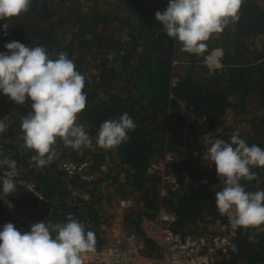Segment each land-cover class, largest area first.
I'll return each mask as SVG.
<instances>
[{"label":"trees","instance_id":"trees-1","mask_svg":"<svg viewBox=\"0 0 264 264\" xmlns=\"http://www.w3.org/2000/svg\"><path fill=\"white\" fill-rule=\"evenodd\" d=\"M168 3L32 0L27 13L0 21V53L7 51L6 43L19 41L44 47L52 58L65 52L73 60L85 76L87 94L77 123L92 139L90 147L73 150L57 138L52 162L37 167L31 161L35 153L26 151L20 139V117L30 112L31 100L20 106L0 93V120L8 117L7 130L0 134V159L15 160L18 171L15 192L0 198V230L10 222L23 233L44 220L66 222L71 214L95 234V248L102 250L111 241L103 227L120 221L144 244L142 260L155 264H163V257L154 238L158 234H150L148 226L157 230L160 210L175 219L171 229L181 237L219 234L227 223L215 204L221 184L198 138L234 124L249 146L264 149V0H244L239 20L213 33L201 55L181 51L155 19ZM214 50L223 52L221 69L206 65ZM125 112L137 125L128 133L130 140L114 149L99 147L101 124ZM68 162L87 163L83 175L92 179L67 175L63 165ZM163 162L181 185L174 190L166 184L165 196L154 170ZM8 171L0 166V186ZM251 171L256 179L241 180L242 186L264 191V168ZM122 200L132 201L128 212H120ZM249 236L255 239L250 242ZM233 245L238 250L218 254L217 264H264V232L240 230Z\"/></svg>","mask_w":264,"mask_h":264},{"label":"clouds","instance_id":"clouds-1","mask_svg":"<svg viewBox=\"0 0 264 264\" xmlns=\"http://www.w3.org/2000/svg\"><path fill=\"white\" fill-rule=\"evenodd\" d=\"M243 2L169 0L163 12L155 13V19L168 37L179 42L181 51L201 55L213 33H221L229 23L239 20ZM31 3L32 0H0V21L27 13ZM8 28L9 24L4 23L5 34ZM4 47L7 51L0 53V93L20 106L31 100L30 112L20 117L22 147L35 153L31 161L41 168L49 165L56 155L57 138L73 150L90 147L91 137L83 124L77 123L87 104L85 76L77 71L68 54L61 52L52 58L44 47H28L19 41H10ZM7 120L8 117L0 120V134L7 130ZM233 126L223 127L230 132L227 142L213 139L212 133L203 137L204 156L215 165L222 181L221 190L215 193V204L234 227L254 229L258 235L264 232V191H246L241 180L256 179L251 169L264 168V149L255 144L249 146ZM136 127L127 112L118 119L105 120L97 145L103 149L117 148L130 140L128 133ZM0 166L10 170L5 172L0 186L3 199L1 195L15 192L14 177L18 171L16 161L7 157L0 159ZM254 239L255 236H249L250 242ZM95 243V234L86 231L71 214L66 222L44 220L23 233L9 222L0 230V264H83L81 254L94 252ZM237 250L232 245V251Z\"/></svg>","mask_w":264,"mask_h":264},{"label":"built area","instance_id":"built-area-1","mask_svg":"<svg viewBox=\"0 0 264 264\" xmlns=\"http://www.w3.org/2000/svg\"><path fill=\"white\" fill-rule=\"evenodd\" d=\"M222 58L223 52L214 50L208 57L206 65L212 69H221L223 67ZM204 124L205 120H201V125L206 128ZM207 133H212L213 139H224L225 136L230 135L229 130L225 128H219L216 131L207 130L201 134L198 145L204 153L206 152V147L203 143V137ZM166 160L171 161L173 158L167 156ZM208 161L211 163L210 160ZM87 168V163L76 164L68 162L63 165V170L67 175L82 176L83 179L89 181L92 178L83 175ZM154 170L162 178L160 191L163 196L166 194V184L173 186L174 190L179 189L181 186L180 179L175 174L169 173L165 162L154 165ZM219 183L222 188L220 178ZM27 189L39 197L30 186H27ZM215 189L217 190V187ZM132 206L131 200H122L119 204V210L125 211L131 209ZM174 221L173 217L167 215L164 210H160L156 224L157 230L155 231L153 226H148L150 234L157 233L159 236L163 264H217L218 254L227 253L232 248L239 231L243 230L242 228L234 227L227 216V223L220 225L219 234L202 237H181L171 229ZM103 230L111 235L110 243L102 250L95 248L94 252L82 253L83 264H145L142 260L145 246L136 233L125 227L120 221L113 222L111 226H104Z\"/></svg>","mask_w":264,"mask_h":264},{"label":"rangeland","instance_id":"rangeland-1","mask_svg":"<svg viewBox=\"0 0 264 264\" xmlns=\"http://www.w3.org/2000/svg\"><path fill=\"white\" fill-rule=\"evenodd\" d=\"M230 125H231V124H230ZM129 210H130V209L125 210V211H121V210H120V212H128ZM154 238L156 239V241H157V243L159 244V246H161V242H160V240H159V236L156 235V237H154ZM144 263H145V264H155V261L146 258V259L144 260Z\"/></svg>","mask_w":264,"mask_h":264}]
</instances>
